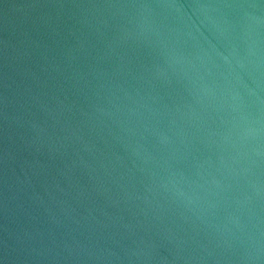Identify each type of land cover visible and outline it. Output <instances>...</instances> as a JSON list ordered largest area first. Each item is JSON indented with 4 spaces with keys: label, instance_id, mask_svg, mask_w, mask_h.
I'll return each instance as SVG.
<instances>
[{
    "label": "water",
    "instance_id": "95a60500",
    "mask_svg": "<svg viewBox=\"0 0 264 264\" xmlns=\"http://www.w3.org/2000/svg\"><path fill=\"white\" fill-rule=\"evenodd\" d=\"M0 264H264V0H0Z\"/></svg>",
    "mask_w": 264,
    "mask_h": 264
}]
</instances>
